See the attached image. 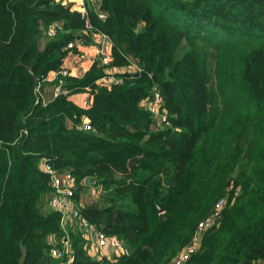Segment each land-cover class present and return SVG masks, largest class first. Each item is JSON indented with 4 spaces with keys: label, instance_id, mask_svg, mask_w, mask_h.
Here are the masks:
<instances>
[{
    "label": "trees",
    "instance_id": "obj_1",
    "mask_svg": "<svg viewBox=\"0 0 264 264\" xmlns=\"http://www.w3.org/2000/svg\"><path fill=\"white\" fill-rule=\"evenodd\" d=\"M84 1L83 15L56 0H0V264H18L21 243L24 264H61L49 240L65 238L72 264H169L220 198L218 223L184 264L263 258L264 0ZM97 33L109 38L110 67L138 71L102 85L96 59L61 77L68 94L37 101L38 87L56 83L48 76L80 55L67 44ZM155 91L167 128L142 106ZM41 159L72 173L78 203L83 180L96 181L104 196L79 210L128 256L98 263L78 226L62 228Z\"/></svg>",
    "mask_w": 264,
    "mask_h": 264
},
{
    "label": "built area",
    "instance_id": "obj_2",
    "mask_svg": "<svg viewBox=\"0 0 264 264\" xmlns=\"http://www.w3.org/2000/svg\"><path fill=\"white\" fill-rule=\"evenodd\" d=\"M85 13L86 9L82 11L83 15ZM98 17L103 19L105 18V14L98 12ZM86 26L89 28L88 22H86ZM60 28V24L58 23L50 25L46 31V38L54 36L57 29ZM92 36L94 37L93 44L86 43L83 39L75 40L67 44V48L77 47L79 51L91 49L93 50V54L91 56H86L85 54L72 56L74 57L73 60L71 57L56 72H53L48 76V81L56 82L52 85L51 98L57 97L58 95L68 94V90L62 87L63 80L61 77L71 75L72 69L76 68L77 65L80 64L79 62L88 61V64L91 66L96 59L99 60L100 64L104 68V74L97 79V82L108 86L121 84L125 81L126 73H135L138 71L137 65L133 62L130 65H135L134 71L118 72L115 69L117 67H110V54L109 49L107 48L109 43L108 36L103 33H97ZM36 92L37 101H41L43 104L48 102V99H44L43 97L42 88L38 87ZM81 99L82 97L76 100L80 101ZM162 106L163 98L158 91H155L152 97L144 101V107L151 112L156 125L161 128H167L170 126V122L168 115L162 110ZM81 126L84 130H92V127L89 125L87 119H84ZM39 167L48 175L49 178L50 191L47 195V204L49 208L60 213V225L64 228V230L69 222L79 227L84 237L88 253L94 261L103 263L107 259L106 254L104 253L106 248L112 250L114 257L129 255L128 247L120 238L104 234L93 224L84 219L81 211L79 210V203L74 198L76 181L69 170L66 169L60 171L54 168L45 159H41ZM86 179L89 183L91 192L97 196V194L101 192L100 186L93 178ZM225 204L226 198H220L215 202L213 210L197 223L190 242L171 258L169 264H184L199 249L202 234L208 228H211L218 223L219 213ZM49 243L50 257L55 260H59L61 264L73 263L75 253L70 242L66 238L61 244L55 241V239H50ZM250 264H264V257L254 260Z\"/></svg>",
    "mask_w": 264,
    "mask_h": 264
},
{
    "label": "crops",
    "instance_id": "obj_3",
    "mask_svg": "<svg viewBox=\"0 0 264 264\" xmlns=\"http://www.w3.org/2000/svg\"><path fill=\"white\" fill-rule=\"evenodd\" d=\"M59 1V0H56ZM99 1L100 0H89L88 4L89 7L94 6L95 8L98 7L99 5ZM62 3L64 4H71L72 9L78 10L80 12H82L83 10L86 9V5H85V1L84 0H61ZM90 44H93L94 42V37L91 36L90 37ZM45 42L42 41L41 44L43 45ZM107 45V43H106ZM110 44L108 43L107 48L109 49ZM86 55V56H91L93 54V50L91 49H87L86 51L81 50L80 51V55ZM74 59V57H72V60ZM80 64L77 65L76 68L72 69V73L71 76H82L85 71H87L90 67V65L88 64V61H83V62H79ZM116 71L118 72H123V71H134L135 70V65H130L128 67H117L115 68ZM42 94L44 99H50L51 95H52V86L50 85H46L42 88ZM142 106L144 107V101L142 102ZM83 184H84V189L81 191L80 193V200H79V204L80 205H88L90 203H92L94 201V199H96L95 194L91 192L90 187H89V183L87 182V179L83 180ZM47 204V203H46ZM47 207L49 208L48 204ZM104 253L106 254L107 259H111L114 258L113 256V252L112 250H110L109 248H106L104 250Z\"/></svg>",
    "mask_w": 264,
    "mask_h": 264
},
{
    "label": "water",
    "instance_id": "obj_4",
    "mask_svg": "<svg viewBox=\"0 0 264 264\" xmlns=\"http://www.w3.org/2000/svg\"><path fill=\"white\" fill-rule=\"evenodd\" d=\"M20 64H22V63L20 62ZM25 67L27 68V70L29 71L31 76H33L34 78H37V76L33 73L32 66L25 65ZM159 211L161 212L162 209L159 208ZM20 249H21V256H20V258L18 260V264H24V260H25V257H26V248H25V246H23L22 243L20 244Z\"/></svg>",
    "mask_w": 264,
    "mask_h": 264
},
{
    "label": "rangeland",
    "instance_id": "obj_5",
    "mask_svg": "<svg viewBox=\"0 0 264 264\" xmlns=\"http://www.w3.org/2000/svg\"><path fill=\"white\" fill-rule=\"evenodd\" d=\"M42 41H44V42L46 41V37H45V36H44V38L41 39V42H42ZM98 196H104V193L99 192V193L97 194V196L95 195L96 198H97ZM116 257H117V256H116ZM52 264H57V263H54V262H53ZM58 264H59V263H58Z\"/></svg>",
    "mask_w": 264,
    "mask_h": 264
}]
</instances>
